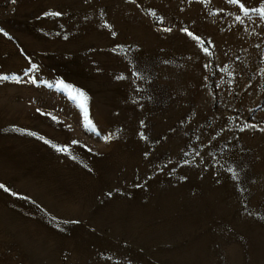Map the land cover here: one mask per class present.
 Returning a JSON list of instances; mask_svg holds the SVG:
<instances>
[{
	"label": "rangeland",
	"instance_id": "1",
	"mask_svg": "<svg viewBox=\"0 0 264 264\" xmlns=\"http://www.w3.org/2000/svg\"><path fill=\"white\" fill-rule=\"evenodd\" d=\"M240 2L0 0V264H264V0Z\"/></svg>",
	"mask_w": 264,
	"mask_h": 264
},
{
	"label": "snow or ice",
	"instance_id": "2",
	"mask_svg": "<svg viewBox=\"0 0 264 264\" xmlns=\"http://www.w3.org/2000/svg\"><path fill=\"white\" fill-rule=\"evenodd\" d=\"M14 2V0H13ZM229 3L233 4V5H238L241 9V11H243L244 15L247 16L249 14V9L246 8L244 6L243 3L240 2V0H228ZM254 11H256L258 13V15L261 17V19H264V7L261 8H257ZM53 15H59V13H52ZM237 19H239V17H237ZM164 31H171V29L165 28ZM187 31V30H185ZM189 36H192V33H187ZM205 52H207V49H205ZM123 78V77H121ZM0 79H8V77H0ZM66 87V86H65ZM70 93L72 90H69ZM71 99H73V101H79L78 103V107L81 109L82 113H84L85 115V119H86V124L85 127L86 129H91L92 131H95L94 126L92 125L91 120L87 119V98L85 96L84 93L82 92H77L74 95H71ZM107 139H110V137H107ZM0 188H4L3 185H0ZM5 191H7V189H5Z\"/></svg>",
	"mask_w": 264,
	"mask_h": 264
}]
</instances>
